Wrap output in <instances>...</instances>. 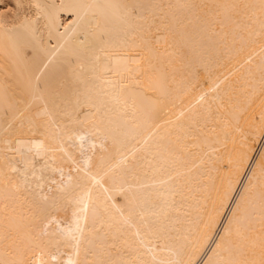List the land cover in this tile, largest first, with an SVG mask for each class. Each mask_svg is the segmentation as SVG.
Masks as SVG:
<instances>
[{"label": "bare ground", "instance_id": "obj_1", "mask_svg": "<svg viewBox=\"0 0 264 264\" xmlns=\"http://www.w3.org/2000/svg\"><path fill=\"white\" fill-rule=\"evenodd\" d=\"M0 263L264 264V0H0Z\"/></svg>", "mask_w": 264, "mask_h": 264}, {"label": "rangeland", "instance_id": "obj_2", "mask_svg": "<svg viewBox=\"0 0 264 264\" xmlns=\"http://www.w3.org/2000/svg\"><path fill=\"white\" fill-rule=\"evenodd\" d=\"M28 55H30V52H28ZM1 264V263H0Z\"/></svg>", "mask_w": 264, "mask_h": 264}]
</instances>
